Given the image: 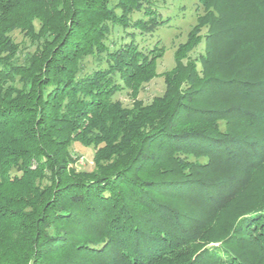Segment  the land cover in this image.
Wrapping results in <instances>:
<instances>
[{"label":"trees","instance_id":"1","mask_svg":"<svg viewBox=\"0 0 264 264\" xmlns=\"http://www.w3.org/2000/svg\"><path fill=\"white\" fill-rule=\"evenodd\" d=\"M200 8L145 102L156 0H0V264H264V0Z\"/></svg>","mask_w":264,"mask_h":264},{"label":"rangeland","instance_id":"2","mask_svg":"<svg viewBox=\"0 0 264 264\" xmlns=\"http://www.w3.org/2000/svg\"><path fill=\"white\" fill-rule=\"evenodd\" d=\"M159 10L164 16H169V21L163 26L158 27L150 34L136 36L137 41L147 46H153L154 43L161 39L166 50L159 58L157 71L160 75L154 77L149 83H145L140 92V97L145 102H149L157 94H162L165 90L164 71L170 70L175 66V50L179 43L187 40L188 33L197 22V17L203 9H198V0H156ZM139 13H136L137 16ZM206 31V27L202 32ZM122 30H113L111 39H119ZM18 41L23 42L25 37L23 33L16 31L14 33ZM110 39V40H111ZM120 41V40H119ZM116 98L123 101L125 105H131L132 99L126 90L115 94ZM73 151L80 157L78 167L91 169L93 167V155L95 148L93 146H84L79 143L73 145Z\"/></svg>","mask_w":264,"mask_h":264}]
</instances>
